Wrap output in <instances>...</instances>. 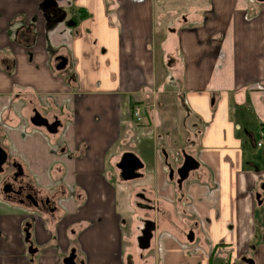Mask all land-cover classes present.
Listing matches in <instances>:
<instances>
[{
  "label": "crops",
  "instance_id": "obj_1",
  "mask_svg": "<svg viewBox=\"0 0 264 264\" xmlns=\"http://www.w3.org/2000/svg\"><path fill=\"white\" fill-rule=\"evenodd\" d=\"M262 130L264 1L0 0V145L56 194L54 211L0 194V264H264V165L245 154L264 161ZM183 152L200 166L180 185Z\"/></svg>",
  "mask_w": 264,
  "mask_h": 264
},
{
  "label": "water",
  "instance_id": "obj_2",
  "mask_svg": "<svg viewBox=\"0 0 264 264\" xmlns=\"http://www.w3.org/2000/svg\"><path fill=\"white\" fill-rule=\"evenodd\" d=\"M264 1V0H260ZM59 63L57 68L58 69H63L66 64H67V59L65 57L60 56L59 58ZM33 122L37 125H44L47 127V129L50 132H55L60 125L58 122L55 123H49L48 120L45 118L41 117L39 114H36L35 117L33 118ZM8 159V153L7 151L0 145V173L4 171V164L7 162ZM183 165L179 168L178 175H179V180L178 183L182 184L185 180H187L190 176V173L195 171L196 169L199 168L200 163L196 158H194L192 155L187 154L186 152H183ZM14 166H16L14 164ZM18 167L20 170H22V166L18 164ZM117 167L121 171V177L124 180H132L135 178H138L141 176L139 170L144 167L143 162L140 160L138 156H136L132 152H126L122 155L119 163L117 164ZM22 173V172H21ZM170 177L173 178V170H171ZM7 192V190H5ZM259 197V195H257ZM31 227V223L26 224V241H30L31 234L29 232V229ZM152 237V232L151 228H146L142 231V235L139 237L138 242L141 248L145 249L149 246L150 240ZM195 234L193 232H190L187 236L188 240L192 242L194 240ZM37 249H34L32 245L29 246V252L32 254L36 252ZM76 258V253L75 250L73 249L70 253V255L65 259V264H77L75 262ZM243 262L245 264H255V261L250 258V259H243Z\"/></svg>",
  "mask_w": 264,
  "mask_h": 264
},
{
  "label": "flooded vegetation",
  "instance_id": "obj_3",
  "mask_svg": "<svg viewBox=\"0 0 264 264\" xmlns=\"http://www.w3.org/2000/svg\"><path fill=\"white\" fill-rule=\"evenodd\" d=\"M183 161L180 167L183 165ZM14 164L16 166H14ZM18 164V162L12 160L8 156L7 162L4 164V171L2 172L5 177L0 180V192L4 194L2 196L7 200L19 202L21 204L34 207L35 209H37V211H54L56 209V194L53 195L49 193H42V189L31 185L28 182V179L25 177L23 167L22 170H20ZM179 168H177V171L179 170ZM176 174L178 183L180 177L178 175V172ZM173 177L175 178V170H173ZM5 190H7V192ZM254 195L257 202V206L260 210L259 212L261 215H264V182H262L258 186ZM257 195H259V197H257ZM151 225L154 227L153 224ZM150 228L151 226L149 225V229ZM244 259H250V257L247 256L244 257Z\"/></svg>",
  "mask_w": 264,
  "mask_h": 264
},
{
  "label": "rangeland",
  "instance_id": "obj_4",
  "mask_svg": "<svg viewBox=\"0 0 264 264\" xmlns=\"http://www.w3.org/2000/svg\"><path fill=\"white\" fill-rule=\"evenodd\" d=\"M256 149H253V147H249V148H246L245 149V154L247 155V156H249L251 159H254V158H256V159H259V160H257V162H259L261 165H262V167H263V165H264V161H263V150H261V151H256V153H255V155H253V151H255ZM45 191H46V193L48 192L46 189H45ZM52 192H54V190H52ZM0 194L1 195H4L2 192H0ZM31 207V206H30ZM258 227H259V230L261 231V233H262V235H264V215H261V216H258ZM202 235V238H203V240H204V236H205V234L204 233H202L201 234ZM213 236V234H210V236ZM261 235V234H260ZM261 235V236H262ZM212 240V239H211ZM220 240V239H219ZM220 241H222V242H225L223 239L222 240H220Z\"/></svg>",
  "mask_w": 264,
  "mask_h": 264
},
{
  "label": "built area",
  "instance_id": "obj_5",
  "mask_svg": "<svg viewBox=\"0 0 264 264\" xmlns=\"http://www.w3.org/2000/svg\"><path fill=\"white\" fill-rule=\"evenodd\" d=\"M132 113L134 118L138 121V122H142L143 121V111L141 106L139 105H135L132 109ZM256 146L258 148H261L264 146V130L260 131L257 137V141H256Z\"/></svg>",
  "mask_w": 264,
  "mask_h": 264
},
{
  "label": "trees",
  "instance_id": "obj_6",
  "mask_svg": "<svg viewBox=\"0 0 264 264\" xmlns=\"http://www.w3.org/2000/svg\"><path fill=\"white\" fill-rule=\"evenodd\" d=\"M73 21H74V20H73ZM210 264H227V263H226V262H214V261H212V259H211Z\"/></svg>",
  "mask_w": 264,
  "mask_h": 264
}]
</instances>
